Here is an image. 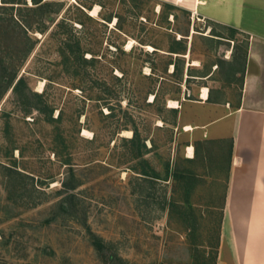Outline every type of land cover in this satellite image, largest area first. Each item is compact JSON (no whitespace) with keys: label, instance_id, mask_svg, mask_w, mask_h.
<instances>
[{"label":"rangeland","instance_id":"374dc122","mask_svg":"<svg viewBox=\"0 0 264 264\" xmlns=\"http://www.w3.org/2000/svg\"><path fill=\"white\" fill-rule=\"evenodd\" d=\"M52 1L50 18L0 14V58L24 78L0 86V264H216L229 140L187 130L219 110L184 100L236 103L249 37L158 0ZM11 12L74 31L24 33ZM73 35L86 60L63 49Z\"/></svg>","mask_w":264,"mask_h":264},{"label":"crops","instance_id":"0c3cea01","mask_svg":"<svg viewBox=\"0 0 264 264\" xmlns=\"http://www.w3.org/2000/svg\"><path fill=\"white\" fill-rule=\"evenodd\" d=\"M158 1L249 37L238 101L216 96L208 87L207 99L202 100L200 90L199 100L184 103L219 112L202 121L188 117L191 121L185 126L203 130L208 137L209 129L217 126L209 140H229L216 264H264V0ZM224 121L230 122L228 133L218 129ZM188 146L193 145L186 151ZM188 158H195V148Z\"/></svg>","mask_w":264,"mask_h":264},{"label":"trees","instance_id":"16d2710c","mask_svg":"<svg viewBox=\"0 0 264 264\" xmlns=\"http://www.w3.org/2000/svg\"><path fill=\"white\" fill-rule=\"evenodd\" d=\"M30 1L32 2V6L27 7V0H0V11H2V12H0V14L3 13L2 15H4V12H6V11H13V10H19L20 11L21 8H29L30 11H35L39 15H42V16L47 15L48 16L47 18H50V15L54 12L52 10H54L56 8V4H57L55 1H52V0H30ZM76 9L78 10V12L80 14H85V16H87L88 18H91V16H89L87 14V11H91L92 7H90V6L86 7L83 4H79V5H77ZM54 14H56V12H54ZM2 15H0V16H2ZM9 16L11 19L10 21H14L16 19L15 20V21H17L16 25L21 27V29L23 30L24 33H28L29 31H31L32 29H35V28H37L41 32L45 31L48 29L49 23L51 21L53 22V19H50L48 21L49 23L47 25L45 23L47 21L44 19V23H42V25H40L39 23L35 24L29 20H21L16 15H13V12H11V14H9ZM1 19H2V17H0V27L2 26V23H3ZM77 20H80V19H77ZM77 20L75 22H77ZM56 21H57V19L52 23L53 24L52 30H54V28H56L58 30V33H61L64 31V28L67 26L68 29H67V27L65 29H67V31L69 33L73 34V31H74V27L72 26L73 21L70 24H68V23H66L67 19H65L63 17H61L57 22ZM220 27L226 28L223 26H220ZM60 29H62V30H60ZM226 29L230 30L232 35L234 33H237V31L235 29H232V28H226ZM211 30H213V29H211ZM73 36H74V40H71L70 36H67L69 39L65 38L66 43H64L65 46L63 47V49L66 48V51L70 50L74 59L76 58V59L86 60V58H84L83 52L81 51V47H80V43H79L78 39L75 37V35H73ZM182 49H184L183 54H185L186 48L183 47ZM171 52L175 53V54L180 53L178 51H171ZM246 54H247V48H246V51L244 54V58H245L244 59V65H245V60H246ZM92 58H93V56L90 57V59H92ZM244 65H243V69H242V74H244ZM176 70H177V66H176V63H174L173 73H175ZM23 82H24V78L22 76L18 77V73H17L16 69H13V68L8 69L7 66H5L3 64V61L0 58V86L2 88V91L4 92V91H7L9 89H12V91L17 92L21 83H23ZM174 110H177V109H174ZM57 118H59V116ZM134 138H135V133H134V136L131 138V140H133ZM75 188H76V185L69 187L68 185L63 183V190L66 192L72 191ZM61 192L62 191H59V193H61ZM71 198L74 199L75 195L73 193H71V194L68 193L63 198V201L67 202L69 204L68 201H70ZM94 242H95V246L98 249L103 248V244L99 239L95 238ZM109 260L110 261L108 264H129V263H125L121 258L117 257L114 253L110 256Z\"/></svg>","mask_w":264,"mask_h":264},{"label":"bare ground","instance_id":"6f19581e","mask_svg":"<svg viewBox=\"0 0 264 264\" xmlns=\"http://www.w3.org/2000/svg\"><path fill=\"white\" fill-rule=\"evenodd\" d=\"M92 13L93 14H96L97 13V8H95L93 11H92ZM131 44V43H130ZM201 96V99L203 100V99H207V96H208V88L207 87H202L201 88V94H200ZM169 105H170V107H174V108H178L179 107V103H178V101H176V100H170L169 101ZM186 129L187 130H189V129H191V126H189V125H187L186 126ZM187 156L188 157H193L194 156V148H193V146H188L187 147Z\"/></svg>","mask_w":264,"mask_h":264}]
</instances>
